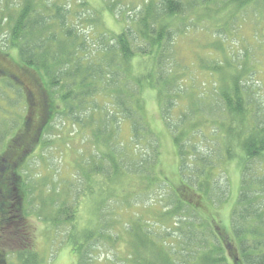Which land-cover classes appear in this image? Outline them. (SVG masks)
<instances>
[{"label":"trees","instance_id":"16d2710c","mask_svg":"<svg viewBox=\"0 0 264 264\" xmlns=\"http://www.w3.org/2000/svg\"><path fill=\"white\" fill-rule=\"evenodd\" d=\"M184 1L145 2L136 26L128 25L119 34H114L108 44L89 43L77 28L68 25L69 10L62 11L59 3L52 4V16L42 14L33 0H25L11 19L0 17V78L11 87H26L27 106L25 120L20 124L21 134L13 141L20 157L12 159L16 149L3 152L0 157L4 160L0 169V197L7 200L10 194H19L20 179L14 173L17 162L39 144L40 137L50 129V124L62 116L78 130L94 128L88 135L95 148L92 169L105 178L104 190H101L107 196L112 197L117 187L123 192L128 184L124 180L130 178H133V186H129L133 188V209L147 193L157 189L168 192L169 202L154 215L155 223L163 228L162 234L146 236L142 230L147 223L136 218L133 220L136 246L139 245L136 242L144 241L145 236L149 241L172 240L178 243L166 247L175 254L187 252L188 256V249L193 246L194 255L198 252L202 254L199 259L194 258V264H264V171L258 160L264 155V119L256 112L259 97L249 85L251 75L246 74L243 65L237 66L239 69L229 80L224 79L218 90L211 85L212 96L206 93L207 88L201 89L200 85L201 93H191L187 99L189 109L180 107L176 100L186 97L187 90L179 85L180 75L173 71V46L178 36V27H173V23L177 17L184 19L188 9L208 6L207 17L230 20L243 8L258 2L264 4V0H220L221 7L209 11V0H193L187 4ZM39 4L42 5V1ZM52 26L55 31H51ZM7 50H14L17 54V60H12L18 74L4 64V61H11L3 54ZM135 64L141 68L135 70ZM148 90H153L158 97H169L163 103L160 100L159 106L163 125L175 147L179 178L177 188H173L175 185L167 180H161L158 174L161 157L159 140L146 124L143 105V95ZM10 101L9 95L0 91V123H4L0 128H7L8 136L16 127V124L10 126L9 119L5 117ZM109 107L112 110H107ZM175 109H178V115H173ZM197 115L212 120L213 124L202 140L207 142L210 137L221 133L220 144L217 139L215 146L205 145L208 149L206 154H201V149L194 144L184 143L186 139L190 140V136H199L198 133L192 134L193 129L201 124ZM189 119H194L196 123L190 125V121H186ZM122 122L129 126L133 147L117 144L119 123ZM221 152L225 161L232 162L241 171L240 191L230 220L233 241L217 240L208 222L197 219L193 213L194 206L189 201H186L187 205L182 202L191 196L207 197L212 202V195L219 201L217 185L208 181L218 166L219 169L224 168L219 161ZM184 187H188L192 194L183 193ZM164 194L157 198L163 199ZM71 205L65 199L56 213L61 216V224L68 225L66 245L75 255L76 264H87L91 241L104 238L105 232L101 226L78 230L75 210ZM103 218L100 224H104ZM148 245L155 251L152 245ZM225 247L226 251L231 250L230 261L225 256ZM23 256L19 255L22 261ZM152 256L145 264H176L167 260L168 256L164 253L161 258L157 254Z\"/></svg>","mask_w":264,"mask_h":264},{"label":"rangeland","instance_id":"374dc122","mask_svg":"<svg viewBox=\"0 0 264 264\" xmlns=\"http://www.w3.org/2000/svg\"><path fill=\"white\" fill-rule=\"evenodd\" d=\"M38 1L39 3L42 1V5ZM147 1L149 0H33L45 16L54 14L52 6L54 3H59L62 11L69 10L68 25L77 28L81 35L88 38L89 43L95 44L100 42L108 44L114 34H119L128 25L136 26V21L141 17ZM192 1L184 2L187 4ZM209 1L208 11L222 5L220 0ZM24 3L25 0H0V17L11 19ZM207 7L188 9L184 19L177 17L173 23V27H178V36L173 46L175 56L173 71L180 75L179 85L187 90L186 97L176 99L177 102L180 107L189 108L187 99L191 93L195 95L201 93L200 85H202L201 89L207 88L206 93L212 96L211 85L218 90L224 79L229 80L239 69L236 67L243 65L246 74L251 75L249 85L259 97L256 112L264 119V4L258 2L256 5L247 6L230 20L207 17ZM55 30L52 26L51 31ZM5 31L6 28L2 33ZM3 54L11 58L10 62L4 61V64L11 72L18 74L14 62L18 58L16 52L7 50ZM168 65L169 63L166 62L165 66ZM134 66L135 70L141 68L136 64ZM2 80H0V91H4L11 99L10 109L5 117L9 119L10 126L16 124V127L9 136L7 128H0V157L3 152L9 153L11 149H16L12 159L17 160L20 153L13 146V141L15 137L20 136V124L26 116V87H11ZM170 89L174 90L172 87ZM2 96L8 99L4 94ZM143 96L146 124L156 135L160 145L158 174L161 180H167L169 184L175 185L173 188H177L179 178L175 147L163 125L159 106L160 100L163 103L169 100V97H158L153 90L145 91ZM109 109L112 110L110 107L107 108ZM178 114V109L173 110V115ZM181 118L183 120L182 116ZM197 119L201 124L197 129H193L192 134L198 133L199 136H190V140L186 139L184 143L191 146L194 144L201 149V154H206L208 149L205 145L215 146L221 133L213 136L214 138L210 137L207 142L202 140L204 134L208 135L213 124L212 120L198 115ZM194 123H196L194 119L190 121V125ZM93 130V127L78 130L69 120L58 116L50 124V129L40 137L41 143L32 147L30 152L23 154L22 159L17 162L14 173L18 180L20 179L19 194L15 196L10 194L7 200L0 197V262L76 264L75 255L66 245L68 225L61 224L59 221L61 216L56 213L60 203L66 199L74 207L78 230L83 227L92 230L101 226V230L105 232L104 238L91 241L86 256L87 264H145L152 256L151 253L157 254L159 258L164 253L168 256L167 260H172L176 264H194V258L199 259L202 254L198 252L194 255L193 246L188 249L186 256L187 252L175 254L167 250L170 245H178L172 240L149 241L150 239L144 236V241H137L136 244L139 245H135L133 220L136 218L147 223L142 230L146 236L157 237L162 234L163 228H160L159 223H155L154 215L160 212L162 205H167L169 194L163 189L147 193L133 209V188H129L130 185L133 186V178H130L124 180V182L128 181V184L123 192L117 187L112 197L107 196L101 190H104L105 178L98 174L97 170L92 169L95 148L94 142L88 140V135ZM130 138L128 124L119 123L117 144L133 147V140ZM219 155V161L224 168L219 169L218 166L208 181L209 184L217 185L220 191L219 201L212 195L213 204L207 197L201 199L195 196L183 199L182 202L187 205L189 201L191 206H194L193 213L197 219L208 222L215 231L217 240L223 238L233 241L230 220L240 191L241 171L232 162L225 161L222 152ZM258 160L264 171V155ZM3 161L0 158V169L3 168ZM102 165L104 166L103 162ZM190 167L192 166H188ZM182 191L186 195L192 194L188 187H184ZM159 193H166L163 199L157 198ZM114 199L118 201L115 202ZM102 216L104 224L99 223ZM145 239L149 242L147 243ZM148 244L152 245L155 251H152ZM231 249L236 254L232 247ZM230 252L231 250L226 251L225 247L224 253L228 261L232 256ZM21 254L22 256L25 254L24 261L19 257ZM28 254L34 256L29 257Z\"/></svg>","mask_w":264,"mask_h":264}]
</instances>
